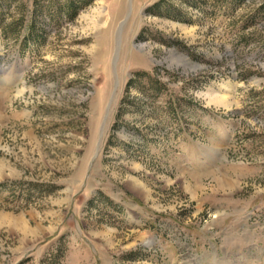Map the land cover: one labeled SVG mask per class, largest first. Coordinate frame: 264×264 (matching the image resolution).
Listing matches in <instances>:
<instances>
[{
  "label": "rangeland",
  "instance_id": "374dc122",
  "mask_svg": "<svg viewBox=\"0 0 264 264\" xmlns=\"http://www.w3.org/2000/svg\"><path fill=\"white\" fill-rule=\"evenodd\" d=\"M81 2L0 0V264H264V0Z\"/></svg>",
  "mask_w": 264,
  "mask_h": 264
},
{
  "label": "bare ground",
  "instance_id": "6f19581e",
  "mask_svg": "<svg viewBox=\"0 0 264 264\" xmlns=\"http://www.w3.org/2000/svg\"><path fill=\"white\" fill-rule=\"evenodd\" d=\"M96 10H97V15H99V13L98 12H100V8L98 7V8H96ZM88 15V14H87ZM95 19H97V16H96V18ZM94 21V20H93ZM94 23V22H93ZM216 99H218V104H221V105H224L225 107H228L229 106V104H227V101H226V97H225V95L224 96H221V97H219V98H216ZM215 177V176H214ZM218 185L220 186V187H223L224 186V181H223V179H222V181L220 180V178L218 179ZM228 183H230V182H228ZM136 185H139L140 186V184H138V183H136ZM138 187V186H137ZM228 187V186H227Z\"/></svg>",
  "mask_w": 264,
  "mask_h": 264
},
{
  "label": "trees",
  "instance_id": "16d2710c",
  "mask_svg": "<svg viewBox=\"0 0 264 264\" xmlns=\"http://www.w3.org/2000/svg\"><path fill=\"white\" fill-rule=\"evenodd\" d=\"M90 0H83V2H81V4L82 5H85L86 3H88ZM75 11L73 10V13H74Z\"/></svg>",
  "mask_w": 264,
  "mask_h": 264
}]
</instances>
